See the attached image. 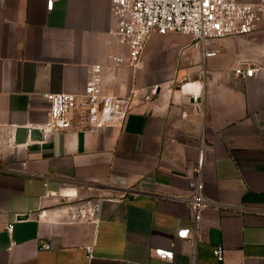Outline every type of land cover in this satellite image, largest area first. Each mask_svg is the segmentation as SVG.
<instances>
[{"label":"crops","instance_id":"1","mask_svg":"<svg viewBox=\"0 0 264 264\" xmlns=\"http://www.w3.org/2000/svg\"><path fill=\"white\" fill-rule=\"evenodd\" d=\"M115 29L111 0H0V264H264V23L210 40L208 57L187 34L153 32L135 66ZM96 63L107 94L141 92L125 123L34 127L45 93L82 92ZM201 147L213 203L181 239Z\"/></svg>","mask_w":264,"mask_h":264},{"label":"built area","instance_id":"2","mask_svg":"<svg viewBox=\"0 0 264 264\" xmlns=\"http://www.w3.org/2000/svg\"><path fill=\"white\" fill-rule=\"evenodd\" d=\"M57 0H47V9L52 10ZM112 14L115 18V36L118 43L126 47L130 63L138 65L146 44L153 32L167 34L177 32L192 38V45L199 48L205 57L216 55V50H208L210 40L223 39L251 33L264 23V0L242 2L240 0H111ZM113 61L123 62L121 55H111ZM103 65H92L85 88L80 93L47 92V118L34 127L40 128L45 135L67 131L99 130L106 126L123 125L134 111L135 102L141 92L134 90L128 96L107 94L103 88ZM235 72L242 78L253 77L258 69L252 65L239 64ZM158 86L150 89L143 97L151 99L157 94ZM123 183V180H120ZM203 147L189 181L190 196L188 204L193 213L194 227L180 228L178 238H191L192 231L197 234L204 211L212 205L204 193ZM133 188H126L123 196L132 194ZM92 215L94 212H90ZM10 236L14 222L5 226ZM44 243L43 248H50ZM90 249V248H89ZM154 255L173 260L175 253L171 248H156ZM214 254L219 262L224 261L225 249L217 245Z\"/></svg>","mask_w":264,"mask_h":264}]
</instances>
